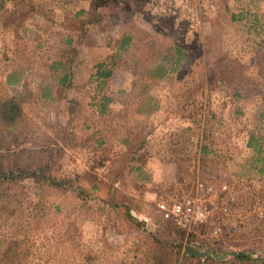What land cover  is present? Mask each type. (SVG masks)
I'll return each mask as SVG.
<instances>
[{
	"label": "rangeland",
	"instance_id": "rangeland-1",
	"mask_svg": "<svg viewBox=\"0 0 264 264\" xmlns=\"http://www.w3.org/2000/svg\"><path fill=\"white\" fill-rule=\"evenodd\" d=\"M32 1L39 14L19 24L0 11V100L21 109L0 121L1 148L41 167L0 198V246L14 236L22 252L10 264H119L144 238L178 255L261 256L264 17L192 0L199 20L174 23L152 13L157 0H99L78 39L89 0ZM193 197L206 216L188 230L156 209Z\"/></svg>",
	"mask_w": 264,
	"mask_h": 264
},
{
	"label": "trees",
	"instance_id": "trees-1",
	"mask_svg": "<svg viewBox=\"0 0 264 264\" xmlns=\"http://www.w3.org/2000/svg\"><path fill=\"white\" fill-rule=\"evenodd\" d=\"M8 1H12L13 4L17 6L19 11L12 10L7 12L8 10L6 11V9L3 8L4 3L7 2V0H0V11H4V13H7L3 18L4 20H1V24H8L10 20H12L14 24H19L24 20L23 18L26 17L30 10L33 11L32 13L39 14L32 0ZM98 1L99 0H89L90 4L88 8L89 11L87 13L89 14L88 17L79 19L77 22H73L74 24H78L77 26L80 33L77 36L78 39H81L80 36L85 35V29L82 28V24L85 22H93L94 18L96 17V2ZM67 40L69 41V36ZM127 42L128 40L127 38H125L124 43ZM94 74L96 78L104 79L111 76L112 70L110 67H105L97 64L95 66ZM61 79L65 80L66 75H62ZM6 81L10 85H12L13 83L9 76H7ZM101 101H104V98ZM19 103L20 100L14 97H8L0 100V121L3 124H13L14 121L20 116L21 109ZM6 149L7 147L1 148L0 144V198L9 195L8 190H10V185L17 183L16 178H18L20 175L17 174L18 172H29L30 174L34 175V172L40 170L41 168L35 165H30L28 164V162L23 164L18 163L17 157L19 154V150L9 155L7 154L9 150ZM1 204L2 201H0V208L2 207ZM128 217L133 220L132 216L129 213ZM163 220L170 226L171 224L173 225L170 220ZM145 240L146 239L144 238L142 241L145 242L146 250L141 252V257L128 262H120L119 264H264V253L261 256H251L242 252L232 251L231 254L220 257L219 259H215L212 256L207 255L197 256L186 253L178 255L177 252H173L168 247L160 245L152 239L146 241ZM21 254L22 252L19 247V240L14 236H10L5 241V243L0 246V262L2 264H10L16 262L19 255Z\"/></svg>",
	"mask_w": 264,
	"mask_h": 264
},
{
	"label": "built area",
	"instance_id": "built-area-1",
	"mask_svg": "<svg viewBox=\"0 0 264 264\" xmlns=\"http://www.w3.org/2000/svg\"><path fill=\"white\" fill-rule=\"evenodd\" d=\"M209 7L211 6L209 5ZM150 9L152 13L168 16L174 23L184 20L193 24L199 20L195 17L192 0H157L151 2ZM156 209L163 219L170 220L174 225L184 230H188L194 223H200L206 216V210L200 206L196 197L172 201L169 204L160 201L156 203Z\"/></svg>",
	"mask_w": 264,
	"mask_h": 264
},
{
	"label": "crops",
	"instance_id": "crops-1",
	"mask_svg": "<svg viewBox=\"0 0 264 264\" xmlns=\"http://www.w3.org/2000/svg\"><path fill=\"white\" fill-rule=\"evenodd\" d=\"M249 1L257 4L256 6L257 8L246 9V7H251L250 4H246ZM214 4H215L214 7H216V11L225 14L227 19L234 18L235 20L236 18H241L242 16H246V14L249 12H253L251 15L247 14V18L251 22L249 24H253L255 23V18L259 19L260 17H264V0H222V1L214 0ZM247 18L244 17L243 19L245 24H248V22L246 23ZM82 28L86 29V24L82 26Z\"/></svg>",
	"mask_w": 264,
	"mask_h": 264
},
{
	"label": "water",
	"instance_id": "water-1",
	"mask_svg": "<svg viewBox=\"0 0 264 264\" xmlns=\"http://www.w3.org/2000/svg\"><path fill=\"white\" fill-rule=\"evenodd\" d=\"M188 253H190V254H196V253H194V252H192V251H188ZM196 255H199V254H196ZM201 255V254H200Z\"/></svg>",
	"mask_w": 264,
	"mask_h": 264
}]
</instances>
